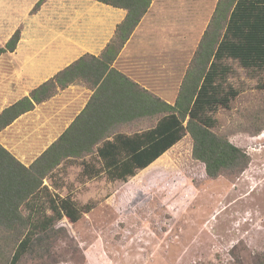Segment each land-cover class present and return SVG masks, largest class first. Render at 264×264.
Masks as SVG:
<instances>
[{"label":"rangeland","instance_id":"rangeland-1","mask_svg":"<svg viewBox=\"0 0 264 264\" xmlns=\"http://www.w3.org/2000/svg\"><path fill=\"white\" fill-rule=\"evenodd\" d=\"M190 1L203 7L199 15L204 22L194 24L190 42L194 46L188 43L187 51L178 54L184 66L218 0H178L173 8L180 13ZM227 64L231 73L225 84L237 91V97L228 109L212 114L216 123L211 130L247 153V169L207 177L204 167L192 158L188 134L157 162L125 181L107 179L95 153L67 158L43 181L47 197H67L78 209L90 205V211L75 223L66 218L56 222L47 241L18 264H264V71ZM167 71L154 70V79L146 76V85L156 92L173 89L175 81L160 75ZM181 73L183 68L178 84ZM155 123L145 119L118 131L132 135ZM44 195L34 201L49 216L52 211ZM6 233L0 231V246L7 247V257L16 240ZM6 262L0 256V264Z\"/></svg>","mask_w":264,"mask_h":264},{"label":"trees","instance_id":"trees-1","mask_svg":"<svg viewBox=\"0 0 264 264\" xmlns=\"http://www.w3.org/2000/svg\"><path fill=\"white\" fill-rule=\"evenodd\" d=\"M45 1L39 0L32 13ZM95 1L126 11L104 51L112 61L146 13L151 0ZM19 38L17 29L0 47V55L13 51ZM228 61L246 70L264 71V0L217 1L173 105L118 73L122 78L119 91L100 102L97 111L105 113L106 117L97 121L89 137L81 138L69 130L28 167L0 145V231L14 235L16 240L7 257V247L0 246V256L6 263L18 264L24 255L40 247L54 233L53 226L59 220L66 218L75 223L90 211V205L78 209L67 197H47L43 181L67 158L82 159L96 153L103 160L107 179L125 181L137 170H145L157 162L188 134L192 141V158L204 167L207 177L217 178L247 169L250 162L247 153L211 130L216 123L212 114L219 108L228 109L237 97V91L225 84L231 73ZM60 76L56 75L31 91L29 97L4 109L0 114V131L32 110L34 104L53 96L60 85ZM261 88L264 89V84ZM139 117L155 119L156 123L140 134L129 137L115 134L112 141L103 140L102 133L115 129L117 122ZM87 139L91 141L90 146L84 147ZM42 194L52 211L49 216L38 209L41 204L35 205L34 200H39ZM26 207L30 211L23 214Z\"/></svg>","mask_w":264,"mask_h":264},{"label":"crops","instance_id":"crops-1","mask_svg":"<svg viewBox=\"0 0 264 264\" xmlns=\"http://www.w3.org/2000/svg\"><path fill=\"white\" fill-rule=\"evenodd\" d=\"M175 1L178 0H151L120 52L110 61L104 51L126 16L124 9L95 0H46L32 13L37 0H0V47L20 30L15 49L0 55V114L61 74L53 96L34 104L32 110L0 131V145L28 167L69 130L81 138L89 137L97 121L106 117L97 111L100 102L119 91V74L173 105L199 42L185 66L178 62V54L187 51L194 24L202 26L204 16L199 14L205 11L198 2L190 1L178 13L173 8ZM190 45L193 47L194 42ZM180 67L183 73L178 84ZM161 68L168 70L160 75H169V81H175L174 88L156 92L146 85V76L154 79V70ZM147 69L153 72L147 75ZM145 119L117 122L115 129L102 133L103 140L112 141L115 134H140L149 128L132 135L118 130ZM90 143L85 140L84 147ZM99 146L100 143L93 150Z\"/></svg>","mask_w":264,"mask_h":264}]
</instances>
